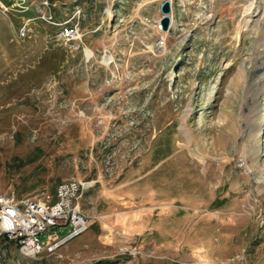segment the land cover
<instances>
[{"label":"rangeland","instance_id":"obj_1","mask_svg":"<svg viewBox=\"0 0 264 264\" xmlns=\"http://www.w3.org/2000/svg\"><path fill=\"white\" fill-rule=\"evenodd\" d=\"M14 1L0 193L93 186L88 230L37 257L0 231V264H264V0H170L163 30V0H32L25 15ZM41 12L78 21L85 48ZM47 229L45 245L72 230Z\"/></svg>","mask_w":264,"mask_h":264},{"label":"built area","instance_id":"obj_2","mask_svg":"<svg viewBox=\"0 0 264 264\" xmlns=\"http://www.w3.org/2000/svg\"><path fill=\"white\" fill-rule=\"evenodd\" d=\"M27 6L28 4L25 8ZM43 16L48 20L52 17L47 13H43ZM58 22L61 26L57 32L60 39L69 41L71 38H81L80 25L68 20ZM163 24L164 22H161L158 25L159 29L163 28ZM165 38L160 39L159 43L163 44ZM91 185V179L74 175L61 180L55 198H18L14 192L0 193V231L15 239L19 244V251L27 256L37 257V254L45 250H56L65 241L89 228V219L81 212L79 200ZM62 224L70 225L72 230L45 245L40 239V234L48 230L49 225Z\"/></svg>","mask_w":264,"mask_h":264},{"label":"water","instance_id":"obj_3","mask_svg":"<svg viewBox=\"0 0 264 264\" xmlns=\"http://www.w3.org/2000/svg\"><path fill=\"white\" fill-rule=\"evenodd\" d=\"M162 9H164V14L162 16L163 22H165V27L169 28V25H171V16L168 14L170 11H172V5L170 0H163L162 2Z\"/></svg>","mask_w":264,"mask_h":264},{"label":"trees","instance_id":"obj_4","mask_svg":"<svg viewBox=\"0 0 264 264\" xmlns=\"http://www.w3.org/2000/svg\"><path fill=\"white\" fill-rule=\"evenodd\" d=\"M9 1H10V3L13 2L12 0H9ZM20 11L23 12L22 14H24V15H25V14H30V13H32V12H31V8H30V9H27V10H20ZM33 14H34V13H33ZM33 14H31V15H33ZM41 20L46 21L45 19H41ZM41 22H42V21H41ZM41 22H40V23H41ZM52 25L57 26V28L59 27L58 24H56V23H55V24L52 23ZM56 186H57V185H56Z\"/></svg>","mask_w":264,"mask_h":264},{"label":"bare ground","instance_id":"obj_5","mask_svg":"<svg viewBox=\"0 0 264 264\" xmlns=\"http://www.w3.org/2000/svg\"><path fill=\"white\" fill-rule=\"evenodd\" d=\"M261 39L259 40V42L264 43V28L261 29Z\"/></svg>","mask_w":264,"mask_h":264}]
</instances>
